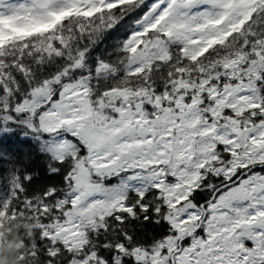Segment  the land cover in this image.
<instances>
[{
    "label": "snow or ice",
    "instance_id": "obj_1",
    "mask_svg": "<svg viewBox=\"0 0 264 264\" xmlns=\"http://www.w3.org/2000/svg\"><path fill=\"white\" fill-rule=\"evenodd\" d=\"M0 264H264V0H0Z\"/></svg>",
    "mask_w": 264,
    "mask_h": 264
}]
</instances>
